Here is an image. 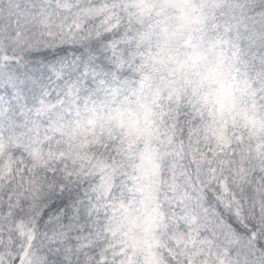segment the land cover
Here are the masks:
<instances>
[{
  "label": "snow or ice",
  "instance_id": "obj_1",
  "mask_svg": "<svg viewBox=\"0 0 264 264\" xmlns=\"http://www.w3.org/2000/svg\"><path fill=\"white\" fill-rule=\"evenodd\" d=\"M0 264H264V0H0Z\"/></svg>",
  "mask_w": 264,
  "mask_h": 264
}]
</instances>
